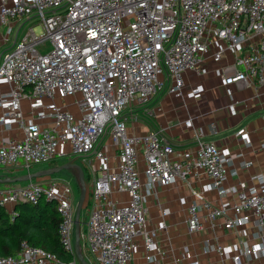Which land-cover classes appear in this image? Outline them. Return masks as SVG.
<instances>
[{
	"label": "built area",
	"instance_id": "built-area-1",
	"mask_svg": "<svg viewBox=\"0 0 264 264\" xmlns=\"http://www.w3.org/2000/svg\"><path fill=\"white\" fill-rule=\"evenodd\" d=\"M4 25L0 129L9 134L0 138L1 176L31 172L59 157L80 158L90 186L81 240L91 264H138V234L145 251L141 264L154 261L166 223L148 225L147 194L201 172L220 200L192 189L188 231L202 232L206 224L232 231V241H206L204 252L215 251L223 264H264V172L251 176V184L226 185L239 175L231 164L242 153L218 147L201 127L193 147L176 150L157 129L131 134L125 116L164 88V73L172 79L169 92L182 93L184 71L207 73V57L218 63L227 53L234 56L216 69L226 86L264 83V0H0ZM48 42L45 51L40 46ZM203 92L197 84L188 94L201 99ZM185 125L193 127V119ZM237 134L250 142L247 131ZM1 185L0 205L12 213L21 202L55 203L59 238L74 260L23 241L17 253L0 255V264H77L72 182L49 177ZM183 256L201 264L187 245Z\"/></svg>",
	"mask_w": 264,
	"mask_h": 264
},
{
	"label": "crops",
	"instance_id": "crops-1",
	"mask_svg": "<svg viewBox=\"0 0 264 264\" xmlns=\"http://www.w3.org/2000/svg\"><path fill=\"white\" fill-rule=\"evenodd\" d=\"M233 62L234 56L230 53L225 54L218 63L207 57L202 64L208 69L207 73L198 74L190 69L184 71L185 86L180 94L169 92L172 79L168 73L162 74L164 88L148 104L133 105L131 112L126 111L129 132L143 135L157 129L176 150H183L195 145V130L201 127L205 138L218 147L234 154L242 153L231 164L232 168L238 169L239 175L229 178L226 185L238 183L240 180L251 184V176L264 172V147H261L264 143V83L253 81L246 84L240 81L229 86L224 85L216 69ZM197 84L204 86L201 99H194L188 94ZM232 104L235 106L234 112L231 110ZM188 118L193 119V127L185 125ZM239 130L249 133L250 142L237 134ZM4 134L9 133L0 129V138ZM245 162L251 164L245 166ZM85 176L88 177L86 169ZM143 181H146L144 175ZM211 183L210 177L201 172L190 176L187 181H179L169 186L156 185L147 194L145 206L148 225L157 227L161 220L166 223V228L159 231L161 251L149 264H189L191 260L183 256L185 245L189 246L193 259H198L201 264H223L215 251L205 253L204 245L206 241L228 243L234 239V233L222 228L213 231L206 224L202 232L192 234L186 223L187 208L195 201L192 189L201 190L213 202L220 200L218 191L212 188ZM120 196L125 198L123 194ZM86 222L81 225L80 232L86 230ZM135 242V261L138 264L144 263L145 251L140 234L135 237ZM80 245L81 251H84L82 253L90 262L91 255L82 247V240Z\"/></svg>",
	"mask_w": 264,
	"mask_h": 264
},
{
	"label": "trees",
	"instance_id": "trees-1",
	"mask_svg": "<svg viewBox=\"0 0 264 264\" xmlns=\"http://www.w3.org/2000/svg\"><path fill=\"white\" fill-rule=\"evenodd\" d=\"M59 223L60 216L55 203L47 200L37 204L18 203L14 213L0 205V255L17 253L22 242L26 241L55 253L65 261L74 260V254L61 244ZM76 261L79 262L78 258Z\"/></svg>",
	"mask_w": 264,
	"mask_h": 264
},
{
	"label": "water",
	"instance_id": "water-1",
	"mask_svg": "<svg viewBox=\"0 0 264 264\" xmlns=\"http://www.w3.org/2000/svg\"><path fill=\"white\" fill-rule=\"evenodd\" d=\"M63 169H76L78 171V179L81 185V192H80L79 200L76 205V213H75V253L81 264H91L82 253L81 245H80L81 213L83 207L85 206V201L87 198V183H86L85 170L80 163L76 161H66L59 165L23 173L16 176H11V175L0 176V184L29 181L31 179H35V178L37 179L44 176L52 175L54 173L60 172Z\"/></svg>",
	"mask_w": 264,
	"mask_h": 264
},
{
	"label": "rangeland",
	"instance_id": "rangeland-1",
	"mask_svg": "<svg viewBox=\"0 0 264 264\" xmlns=\"http://www.w3.org/2000/svg\"><path fill=\"white\" fill-rule=\"evenodd\" d=\"M27 27H28V25L20 30L19 36L22 34V32ZM7 29H8L7 25L1 26L0 27V36H2L4 33H6ZM35 31H36L37 34H41L43 32L42 26L37 23L35 25ZM11 44H12V42L10 41V43L8 45H5L4 47H7V46L9 47V46H11ZM40 47L44 48V50L47 51V50H49L51 48V44L48 42V43H45V44L41 45ZM68 100H74V99L69 97ZM72 109H75V107H72ZM67 159H68L67 157H59L53 162L37 164V165H34L31 168V171H36V170L45 169V168H48V167H51V166L59 165V164H62L63 162H65V161H67ZM76 161L78 163L82 164V161H81L80 158H78ZM22 173L23 172H21V171L16 172L17 175L22 174ZM48 176L52 177L53 179L70 180L72 182V186H73V194H74L73 202H74L75 205H77V202H78L79 197H80V192H81V185H80V182H79V179H78V171L76 169H63L60 172H57V173H54V174L48 175ZM25 182H27V181L17 182V183H25ZM86 183H87V195H88V189L90 188V186H89V179H87V178H86ZM85 204H86V201H85ZM87 213H88L87 208L83 207L82 213H81V225L86 222L85 219L88 218V214ZM77 264H80V262H78Z\"/></svg>",
	"mask_w": 264,
	"mask_h": 264
}]
</instances>
